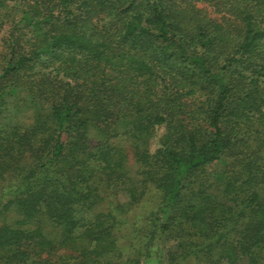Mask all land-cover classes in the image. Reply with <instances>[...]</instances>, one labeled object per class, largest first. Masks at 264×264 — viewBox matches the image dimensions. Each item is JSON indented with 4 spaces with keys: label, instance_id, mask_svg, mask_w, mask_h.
<instances>
[{
    "label": "trees",
    "instance_id": "obj_1",
    "mask_svg": "<svg viewBox=\"0 0 264 264\" xmlns=\"http://www.w3.org/2000/svg\"><path fill=\"white\" fill-rule=\"evenodd\" d=\"M0 264H264V0H0Z\"/></svg>",
    "mask_w": 264,
    "mask_h": 264
},
{
    "label": "rangeland",
    "instance_id": "obj_2",
    "mask_svg": "<svg viewBox=\"0 0 264 264\" xmlns=\"http://www.w3.org/2000/svg\"><path fill=\"white\" fill-rule=\"evenodd\" d=\"M164 132V127H159L158 128V130H157V138H158V136L159 135H161L162 133ZM156 139H155V141H154V145L156 146ZM154 147V146H153ZM149 207L151 206V202H149V203H146ZM146 208H148L147 206H146ZM136 212H138V211H136ZM128 243L129 242H127V240H121L120 241V247L123 249V251H124V255H125V257H129V256H131V255H133V250L131 249V247L128 245Z\"/></svg>",
    "mask_w": 264,
    "mask_h": 264
}]
</instances>
